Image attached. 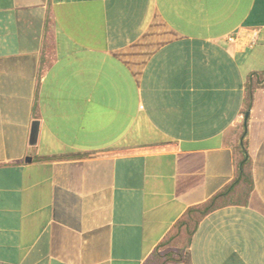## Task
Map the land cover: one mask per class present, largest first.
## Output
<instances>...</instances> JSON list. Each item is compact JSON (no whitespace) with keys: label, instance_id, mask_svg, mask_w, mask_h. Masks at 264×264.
<instances>
[{"label":"crops","instance_id":"1","mask_svg":"<svg viewBox=\"0 0 264 264\" xmlns=\"http://www.w3.org/2000/svg\"><path fill=\"white\" fill-rule=\"evenodd\" d=\"M254 74L264 0H0V264H147L234 179ZM248 112L251 191L167 264H264V80Z\"/></svg>","mask_w":264,"mask_h":264},{"label":"trees","instance_id":"2","mask_svg":"<svg viewBox=\"0 0 264 264\" xmlns=\"http://www.w3.org/2000/svg\"><path fill=\"white\" fill-rule=\"evenodd\" d=\"M263 80L264 77L262 75L254 74L248 77L245 96V114L251 107L255 89ZM246 126L247 123L245 124L244 122L241 125L240 141L238 144L240 156L236 162L234 179L206 202L191 206L187 209L184 215L175 223L169 234L155 248L149 259H154V264H167L183 260L201 219L210 212L230 203L237 202L249 194L253 187V179L252 160L245 138Z\"/></svg>","mask_w":264,"mask_h":264},{"label":"built area","instance_id":"3","mask_svg":"<svg viewBox=\"0 0 264 264\" xmlns=\"http://www.w3.org/2000/svg\"><path fill=\"white\" fill-rule=\"evenodd\" d=\"M259 37V29L243 28L238 30L234 36L229 38L240 48L253 47L257 44Z\"/></svg>","mask_w":264,"mask_h":264},{"label":"water","instance_id":"4","mask_svg":"<svg viewBox=\"0 0 264 264\" xmlns=\"http://www.w3.org/2000/svg\"><path fill=\"white\" fill-rule=\"evenodd\" d=\"M249 112H247L244 116V123H247V118H248ZM38 134H39V121L38 120H34L33 121V125H32V130H31V137H30V144L34 145L37 142V138H38Z\"/></svg>","mask_w":264,"mask_h":264},{"label":"rangeland","instance_id":"5","mask_svg":"<svg viewBox=\"0 0 264 264\" xmlns=\"http://www.w3.org/2000/svg\"><path fill=\"white\" fill-rule=\"evenodd\" d=\"M244 116H245V115L242 116V121H243V122H244ZM242 124H243V123H241V125H242ZM241 125H240V126H241ZM154 263H155L154 259H152V260H148V262H147V264H154Z\"/></svg>","mask_w":264,"mask_h":264}]
</instances>
